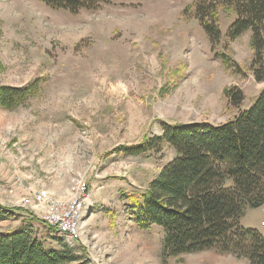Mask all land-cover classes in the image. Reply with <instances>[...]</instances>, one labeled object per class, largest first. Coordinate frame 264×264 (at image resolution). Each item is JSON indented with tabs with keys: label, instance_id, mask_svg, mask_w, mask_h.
I'll use <instances>...</instances> for the list:
<instances>
[{
	"label": "rangeland",
	"instance_id": "rangeland-1",
	"mask_svg": "<svg viewBox=\"0 0 264 264\" xmlns=\"http://www.w3.org/2000/svg\"><path fill=\"white\" fill-rule=\"evenodd\" d=\"M194 1L112 0L71 12L0 0V87L37 83L18 106L0 105V205L21 209L0 220L1 232L30 227L47 247L77 256L66 264H247L211 249L165 258L161 227L136 225L126 195L174 151H114L167 126L223 122L236 112L224 89L237 86L249 99L264 87L250 66L251 31L227 40L235 16L220 10L212 45ZM78 182L89 189L80 234L69 239L43 222L47 204L26 199L41 189L63 206ZM239 224L264 235V208H245Z\"/></svg>",
	"mask_w": 264,
	"mask_h": 264
},
{
	"label": "trees",
	"instance_id": "trees-1",
	"mask_svg": "<svg viewBox=\"0 0 264 264\" xmlns=\"http://www.w3.org/2000/svg\"><path fill=\"white\" fill-rule=\"evenodd\" d=\"M41 1L76 12L112 0ZM191 8L212 45L221 37L220 10L235 16L226 29L227 40L251 31L250 66L254 79L264 81V0H195ZM220 56L228 61L224 53ZM36 91L34 82L24 87L1 86L0 105L14 108ZM223 95L236 109L223 122L203 120L167 126L161 135L114 148L123 155L155 153L159 157L165 147L174 151L170 160L145 177L138 193L126 195V201L136 225L161 227L165 258L211 249L244 257L247 264H264V235L239 224L245 208L264 202V87L249 99L237 86L224 89ZM18 210L19 206L8 209L0 205V220ZM76 260L70 251L47 247L30 227L0 231V264H66Z\"/></svg>",
	"mask_w": 264,
	"mask_h": 264
},
{
	"label": "built area",
	"instance_id": "built-area-1",
	"mask_svg": "<svg viewBox=\"0 0 264 264\" xmlns=\"http://www.w3.org/2000/svg\"><path fill=\"white\" fill-rule=\"evenodd\" d=\"M86 184L78 182L75 186V191L71 195L70 201L62 202L63 206L61 212L58 213L55 210H59L60 206L54 201L47 191L37 190L33 195V199H26L27 205H33L37 207L39 204L44 205L49 208L41 210L40 217L43 221L55 229L59 234L66 236L69 239H75L79 236V222L85 211L84 201ZM34 203V204H32ZM68 203V205H65ZM264 208V202L261 205ZM55 209V210H54ZM65 209V212L62 210Z\"/></svg>",
	"mask_w": 264,
	"mask_h": 264
},
{
	"label": "crops",
	"instance_id": "crops-1",
	"mask_svg": "<svg viewBox=\"0 0 264 264\" xmlns=\"http://www.w3.org/2000/svg\"><path fill=\"white\" fill-rule=\"evenodd\" d=\"M21 226H15V227H13L12 229H17V228H20Z\"/></svg>",
	"mask_w": 264,
	"mask_h": 264
}]
</instances>
